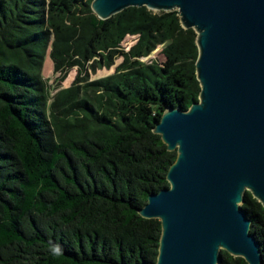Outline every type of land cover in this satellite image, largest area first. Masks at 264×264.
Listing matches in <instances>:
<instances>
[{
  "label": "trees",
  "instance_id": "16d2710c",
  "mask_svg": "<svg viewBox=\"0 0 264 264\" xmlns=\"http://www.w3.org/2000/svg\"><path fill=\"white\" fill-rule=\"evenodd\" d=\"M92 0H0V264L157 260L162 226L139 210L176 160L154 126L198 100L196 33L178 12L128 7L102 20ZM130 35L135 41L124 48ZM162 46L157 61L144 62ZM50 49L65 87L42 76ZM121 62L83 75L85 62ZM264 263V208L242 204ZM220 264H249L221 251Z\"/></svg>",
  "mask_w": 264,
  "mask_h": 264
},
{
  "label": "water",
  "instance_id": "95a60500",
  "mask_svg": "<svg viewBox=\"0 0 264 264\" xmlns=\"http://www.w3.org/2000/svg\"><path fill=\"white\" fill-rule=\"evenodd\" d=\"M130 6L175 10L193 28L201 85L187 110L166 106L154 126L177 156L169 186L139 210L162 226L157 260L139 264H220L222 250L264 264L241 207L250 192L264 208V0L91 3L102 20Z\"/></svg>",
  "mask_w": 264,
  "mask_h": 264
},
{
  "label": "rangeland",
  "instance_id": "374dc122",
  "mask_svg": "<svg viewBox=\"0 0 264 264\" xmlns=\"http://www.w3.org/2000/svg\"><path fill=\"white\" fill-rule=\"evenodd\" d=\"M135 41V37L128 35L126 39L122 42V45L124 48H127L129 45H131ZM161 50L162 46H158L155 51L146 58H142L144 62H153L157 61L161 57ZM99 57H94L93 59L85 62V69L83 70V75L87 79H94L98 77H103L113 70H115V67L121 62L120 57H115L114 58V64H112L110 67L107 66H100L96 60ZM53 61L50 57V49L47 50V52L44 54V67L42 68V76L45 79H50V84L55 87L56 84L59 87H65L68 86L69 84L73 83V81L76 78L79 66H75L72 69H68L67 72L65 73L64 77L59 80L58 82L56 81V77L59 76L60 74H56L53 72ZM56 86V88H57Z\"/></svg>",
  "mask_w": 264,
  "mask_h": 264
}]
</instances>
